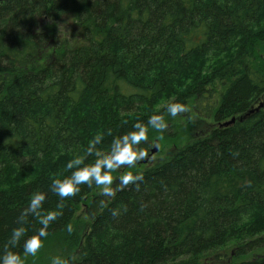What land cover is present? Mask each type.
I'll return each mask as SVG.
<instances>
[{
	"label": "trees",
	"instance_id": "obj_1",
	"mask_svg": "<svg viewBox=\"0 0 264 264\" xmlns=\"http://www.w3.org/2000/svg\"><path fill=\"white\" fill-rule=\"evenodd\" d=\"M219 55L227 60L173 100L212 119L208 131L141 173V161L123 167L142 178L122 189L116 180L110 198L95 185L63 201L50 190L94 136L108 151L113 135L146 124L196 64ZM261 103L264 0L0 2V251L39 190L44 208L59 203L62 213L41 249L74 255L72 264L218 263L231 242L230 264H264ZM28 221L31 235L39 225ZM22 243L12 250L22 254Z\"/></svg>",
	"mask_w": 264,
	"mask_h": 264
},
{
	"label": "clouds",
	"instance_id": "obj_2",
	"mask_svg": "<svg viewBox=\"0 0 264 264\" xmlns=\"http://www.w3.org/2000/svg\"><path fill=\"white\" fill-rule=\"evenodd\" d=\"M164 111L170 117L178 114L188 113L190 109L185 103L173 101L166 104ZM167 128V122L163 114L157 113L147 117V123L136 121L132 124L131 130L113 135L108 144V151H103L99 146L102 143L101 135L94 136L88 142L87 155L83 158L75 156L67 161L65 167L70 173L62 178H52L50 190L63 201L67 197H72L80 191V185L86 184L89 187L98 186L100 194L105 197L115 195L113 188V172L122 171L123 167L133 168L137 162L144 160L148 153L145 151L141 142L148 141L149 129L155 130L160 135L157 136L156 143L152 148L159 147L158 141L162 139L163 131ZM111 135V133H109ZM88 157H92L91 160ZM142 177L139 173L132 171L123 172L116 177L118 185L127 186L135 183ZM46 199L45 192L34 191L25 209L17 217V226L11 229V234L5 241L3 251H0V264H25L29 256H36L43 246V238L48 236V227L62 213L58 210L61 204H57L56 209L44 208ZM115 214V213H114ZM34 217L39 225L31 235H28V217ZM67 233L74 231V226L68 222L64 226ZM23 239L22 254L12 249ZM75 256L66 257L54 255L50 258V264H72Z\"/></svg>",
	"mask_w": 264,
	"mask_h": 264
},
{
	"label": "rangeland",
	"instance_id": "obj_3",
	"mask_svg": "<svg viewBox=\"0 0 264 264\" xmlns=\"http://www.w3.org/2000/svg\"><path fill=\"white\" fill-rule=\"evenodd\" d=\"M227 60V57L224 55L215 56L205 60V62H201L195 65L190 71V76L183 77L181 81V85L177 87L176 93L171 94L170 96H165L158 101V103L153 107L152 112L158 113L165 109V106L169 102H173L174 98L179 94H183L184 92L188 91L192 86L193 82L195 83L199 78L206 77L212 69L217 64L223 63ZM187 107L190 109V112L178 114L176 117H170L165 112L164 119L167 122V128L163 131L162 139L158 141L159 147L157 148V152L151 154L153 150L152 144L156 143L157 136L160 133H157L153 129H149L148 132V143H150V151L145 159L147 162L144 163V160H141L142 163L138 165L135 169L136 172H143L144 170L152 167L158 161L169 157L173 152L181 149L184 147L188 142L193 140L196 136H198L201 132L208 131L214 124L212 119H203L198 116V114L194 111L193 107L188 104ZM143 115L144 113L141 112L139 114L130 113L127 117L121 115L122 120H134L137 119L139 116ZM143 144V141L141 142ZM123 172H127V169L123 168L122 171L113 172L112 175L114 177L113 183L117 180L116 177L121 175ZM96 193L100 194V189L96 191ZM110 198V197H108ZM85 207L78 213V220L82 224H89L90 220L86 216ZM264 236V232L261 234ZM235 242H231L226 245L221 250V258L219 259L218 263L212 260L214 257H202L199 261V264H230L233 261L239 259L236 257L234 253ZM42 250V251H41ZM38 251L36 256H29L25 260V264H50V258L54 255L49 254L47 250L41 249ZM61 254V253H60Z\"/></svg>",
	"mask_w": 264,
	"mask_h": 264
},
{
	"label": "water",
	"instance_id": "obj_4",
	"mask_svg": "<svg viewBox=\"0 0 264 264\" xmlns=\"http://www.w3.org/2000/svg\"><path fill=\"white\" fill-rule=\"evenodd\" d=\"M3 1H6V0H0V2H3ZM263 107H264V103H261L260 106H259V108L256 109V111H259ZM251 113H254V111H252ZM233 123H235V120L234 119L232 121H230V122L224 123L222 126L227 127V126H229V125H231ZM156 152H157V148L156 149H153L151 151V154H154ZM146 162H147V160L144 161V163H146Z\"/></svg>",
	"mask_w": 264,
	"mask_h": 264
},
{
	"label": "bare ground",
	"instance_id": "obj_5",
	"mask_svg": "<svg viewBox=\"0 0 264 264\" xmlns=\"http://www.w3.org/2000/svg\"><path fill=\"white\" fill-rule=\"evenodd\" d=\"M233 119H234V118H233ZM233 119H232V120H233ZM232 120H230V121H232ZM234 120L236 121V119H234ZM230 121H229V122H230ZM221 126H222V125H221Z\"/></svg>",
	"mask_w": 264,
	"mask_h": 264
},
{
	"label": "flooded vegetation",
	"instance_id": "obj_6",
	"mask_svg": "<svg viewBox=\"0 0 264 264\" xmlns=\"http://www.w3.org/2000/svg\"><path fill=\"white\" fill-rule=\"evenodd\" d=\"M145 160H147V159H145ZM145 160H144V161H145Z\"/></svg>",
	"mask_w": 264,
	"mask_h": 264
}]
</instances>
